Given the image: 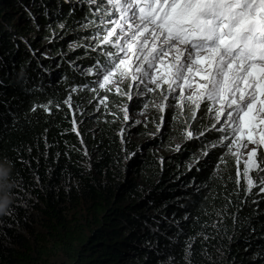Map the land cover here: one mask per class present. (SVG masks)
<instances>
[{
    "label": "trees",
    "instance_id": "obj_1",
    "mask_svg": "<svg viewBox=\"0 0 264 264\" xmlns=\"http://www.w3.org/2000/svg\"><path fill=\"white\" fill-rule=\"evenodd\" d=\"M56 17L65 26L62 33L74 24L70 15ZM0 31L6 36L1 25ZM4 36L0 65L5 61L9 68L0 72V200L9 203L0 213V264H118L120 244L139 238L134 228L138 222L134 219L126 229L130 236L119 240L115 226L128 210L112 199L110 180L133 149L123 144L101 109L100 124L92 127L77 123L65 103L71 96L84 97L95 75L84 77L65 68L64 78L52 85L41 61L29 58L27 50L15 53L12 49L19 50ZM103 48L109 51L111 45ZM83 60L93 63V74L99 60L91 55ZM206 120L205 114L191 124L202 131ZM215 154L214 149L204 164L185 174L205 184L185 205L181 200L163 202L160 211L170 210L182 221L172 225V235L161 227L150 230L145 238L156 239V246H149L152 252L142 249L139 264H264V193L257 188L249 192L231 172L210 173ZM146 163H152L150 156ZM120 187L117 182L115 197ZM160 196L166 194L156 196V202Z\"/></svg>",
    "mask_w": 264,
    "mask_h": 264
},
{
    "label": "rangeland",
    "instance_id": "obj_2",
    "mask_svg": "<svg viewBox=\"0 0 264 264\" xmlns=\"http://www.w3.org/2000/svg\"><path fill=\"white\" fill-rule=\"evenodd\" d=\"M10 4H13L11 9L6 7ZM39 7H42L45 13L40 12ZM120 13L121 11L113 8L108 0H95V2L93 0H0L1 28H4L8 40L19 51L12 50L15 53L27 50L29 58L41 61V67L45 72L47 71L48 76L52 77L49 83L56 85L59 80H62L64 78L62 71L65 68L74 73L84 74V77L95 75L91 80L92 83L84 88L86 91L84 97L76 100L71 96L68 104L77 123H85L92 127L100 124L98 110L101 109L102 112L108 114L118 129L123 144L131 146L134 150L130 157L124 158L116 167L117 173L110 180V190L116 205L128 210V213L124 214L115 226L119 235L122 236L119 240L122 241L130 236L132 232L126 233V229L132 226L130 223L134 222V219L138 222V226L135 225L134 228L139 238L129 240L125 246L120 244L123 251L118 264H139L144 260L142 249L156 246V239H147L146 234L152 229L158 231L161 227L164 228L163 231L172 235V225L182 221L180 217H174V214L169 212L170 210L162 213L160 210L165 206L163 202L168 201L171 204L181 200L180 204H186L187 198L196 194L199 188L205 185L198 183L193 176L186 177L185 174L190 169L198 167V163L199 165L205 163L208 156H204L203 153L208 151L210 155L214 149L209 146L223 134L217 131L208 139L199 136L201 131L197 127L195 129L190 127L193 122L190 118L191 113L186 111V108L180 107L182 103L187 106L189 102L169 93L162 80L159 81L161 88H156L150 82V78H146L144 83L132 81L130 78L119 82V91L115 85H109L106 88L99 87V83L103 81L97 77V69L92 74L89 69H92L90 66L93 63H86L83 59L84 56L91 55L96 57L101 64L107 61L104 55L107 51L100 44L99 39L94 38L98 35L103 36L110 27H115L117 23H124L122 16L119 17ZM41 14L45 17L41 19L43 23L39 20ZM58 14L73 17L74 24L66 32H61L65 26L61 22V17H56ZM109 19L112 24L107 23ZM26 26L28 27L26 30L19 29ZM128 31V25L125 24L124 32ZM117 34L121 43H124L119 28H117ZM0 36H4L1 31ZM6 36H4L5 40H7ZM56 42L59 43L51 45ZM95 43L98 45L96 46ZM82 46L88 47L87 53L85 50L77 51ZM109 51L116 52L117 48L111 45ZM29 58L28 61H33ZM167 62L166 59L165 65ZM0 66V72L4 71L3 74L9 68L5 61L3 66ZM164 71L165 68L161 67L159 72L154 70L153 74L159 77ZM196 79L199 78L196 77ZM149 88L155 90L150 92ZM74 92H76L75 89ZM162 95H167L168 99L162 100ZM129 96L132 98L129 99ZM159 104L166 105L163 111L157 107ZM126 114L127 120L124 119ZM162 117L167 121L166 125L161 123ZM206 118V128L210 129L212 124H216V120L212 114H206ZM219 127L227 128L228 125L223 124ZM186 129L192 130L194 136L198 138L186 140L184 138ZM202 131L204 134L208 132ZM227 134L231 139V133ZM198 140L200 143H197ZM177 144L180 145L179 151L176 150ZM215 150V160L209 172L221 174L231 172V177L236 178V181H242L248 188L243 176L244 161L247 159L246 152L241 149L244 154L240 155L239 162H237V158L228 153L227 148H223L222 145ZM233 151H236L235 147ZM148 156L151 157V164L146 163ZM198 169L200 171L203 168ZM249 175L256 181L260 178L255 170L250 171ZM117 182H121V187L118 189L119 195L115 197ZM127 182H131L130 187ZM160 193H165L166 196H160L156 202L155 197ZM156 204L159 206L156 207ZM140 210L144 213L143 216L139 215ZM184 214L183 217H186ZM124 222L128 224L124 225ZM157 222L160 225H157ZM137 256L139 260L136 259Z\"/></svg>",
    "mask_w": 264,
    "mask_h": 264
},
{
    "label": "snow or ice",
    "instance_id": "obj_3",
    "mask_svg": "<svg viewBox=\"0 0 264 264\" xmlns=\"http://www.w3.org/2000/svg\"><path fill=\"white\" fill-rule=\"evenodd\" d=\"M108 3L121 11L124 23H117L103 36L94 38L101 45L117 48L116 52L104 53L105 63L97 61L96 74L103 81L99 87L115 85L119 91V82L130 78L144 83L150 78L156 88H161L162 80L169 93L189 102L180 107L191 113L193 121L199 123L203 115H213L216 124L205 131L209 134L219 131L223 135L209 147L222 145L237 162L244 154L243 149L247 154L243 168L247 190L251 192L258 187L264 193V0H108ZM107 23L112 21L109 19ZM125 24L128 32H124ZM161 67L165 71L157 77L153 71L159 72ZM70 99L65 103H70ZM161 99L167 100L168 96L162 95ZM157 107L163 111L166 105ZM124 119H128L127 114ZM161 123L166 125L167 121L162 117ZM223 124L228 127H219ZM190 127L195 129L196 124ZM199 136H204V131ZM184 138L198 137L186 129ZM176 150H180L179 144ZM203 155L208 156L209 152ZM252 170L260 177L258 181L249 175Z\"/></svg>",
    "mask_w": 264,
    "mask_h": 264
},
{
    "label": "clouds",
    "instance_id": "obj_4",
    "mask_svg": "<svg viewBox=\"0 0 264 264\" xmlns=\"http://www.w3.org/2000/svg\"><path fill=\"white\" fill-rule=\"evenodd\" d=\"M8 203L9 200L7 199L0 200V213H3L6 210Z\"/></svg>",
    "mask_w": 264,
    "mask_h": 264
},
{
    "label": "water",
    "instance_id": "obj_5",
    "mask_svg": "<svg viewBox=\"0 0 264 264\" xmlns=\"http://www.w3.org/2000/svg\"><path fill=\"white\" fill-rule=\"evenodd\" d=\"M133 151H134V150H132V151L129 153L128 157H130V156H131V154L133 153Z\"/></svg>",
    "mask_w": 264,
    "mask_h": 264
},
{
    "label": "flooded vegetation",
    "instance_id": "obj_6",
    "mask_svg": "<svg viewBox=\"0 0 264 264\" xmlns=\"http://www.w3.org/2000/svg\"><path fill=\"white\" fill-rule=\"evenodd\" d=\"M152 248H149V249H147V250H150L151 252H152V250H151Z\"/></svg>",
    "mask_w": 264,
    "mask_h": 264
}]
</instances>
